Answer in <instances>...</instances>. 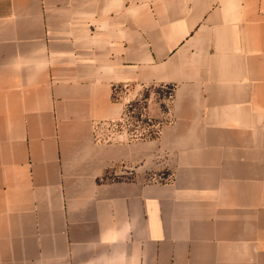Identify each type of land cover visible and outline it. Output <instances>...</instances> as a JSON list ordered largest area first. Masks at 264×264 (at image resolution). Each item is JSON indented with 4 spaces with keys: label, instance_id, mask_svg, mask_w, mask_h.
I'll list each match as a JSON object with an SVG mask.
<instances>
[{
    "label": "crops",
    "instance_id": "1",
    "mask_svg": "<svg viewBox=\"0 0 264 264\" xmlns=\"http://www.w3.org/2000/svg\"><path fill=\"white\" fill-rule=\"evenodd\" d=\"M0 264H264V0H0Z\"/></svg>",
    "mask_w": 264,
    "mask_h": 264
},
{
    "label": "rangeland",
    "instance_id": "2",
    "mask_svg": "<svg viewBox=\"0 0 264 264\" xmlns=\"http://www.w3.org/2000/svg\"><path fill=\"white\" fill-rule=\"evenodd\" d=\"M123 93L116 94V99H120ZM139 101L129 104L126 111L125 124L130 136L136 138L156 137L162 124L169 121L168 109L172 96V88L169 86L152 85L144 87L141 91ZM120 124V123H118ZM109 126L101 127V136ZM128 175L120 171H110L105 174V179L115 180ZM130 177V176H129ZM147 181H163L169 179L168 171L158 174H145Z\"/></svg>",
    "mask_w": 264,
    "mask_h": 264
}]
</instances>
